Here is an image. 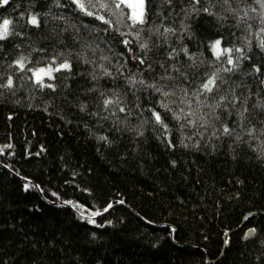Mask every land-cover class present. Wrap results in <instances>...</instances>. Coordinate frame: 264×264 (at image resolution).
I'll return each instance as SVG.
<instances>
[{
  "label": "trees",
  "instance_id": "obj_1",
  "mask_svg": "<svg viewBox=\"0 0 264 264\" xmlns=\"http://www.w3.org/2000/svg\"><path fill=\"white\" fill-rule=\"evenodd\" d=\"M103 2L93 16L72 0L0 7L13 21L0 41V264H264V6L148 0V22L130 27L129 7ZM217 39L233 49L219 59ZM64 61L52 87L29 71Z\"/></svg>",
  "mask_w": 264,
  "mask_h": 264
},
{
  "label": "snow or ice",
  "instance_id": "obj_2",
  "mask_svg": "<svg viewBox=\"0 0 264 264\" xmlns=\"http://www.w3.org/2000/svg\"><path fill=\"white\" fill-rule=\"evenodd\" d=\"M10 2V0H0V7L8 5ZM72 2L74 4L77 5V7L84 12L86 15L88 16H93L94 13L92 11L89 10L90 7H96L97 4L99 5V7L101 8H105L107 9L109 7L108 3L103 2V0H96V2L94 3L93 0H72ZM112 4H114L116 9H120L121 8V4H126L127 7L132 9V14L130 17H128V19L131 20V25L130 27H135L136 25H145L148 20H147V8H146V4L148 2V0H111ZM167 2L169 4H171L172 0H167ZM201 0H194L193 3V11L194 12H198L201 11V9L195 8V5L200 4ZM231 0H223L224 4H230ZM258 2L261 3L262 6H264V0H258ZM187 13V10H184ZM202 11L208 13L209 15H213L212 12L209 11L208 8H203ZM98 19L104 20L103 17H97ZM105 23H108V21H104ZM13 21L10 19H3L2 22H0V41L6 40L8 39L12 34H13V30H12V25ZM28 23L31 24L32 26L35 27H40V20H39V14H32L30 15V18L28 20ZM163 25H161L162 27ZM145 29L141 28L140 31L143 32ZM148 32L152 33L153 30L151 27H149L147 29ZM169 32H174V29L172 28H165L164 29V33H161V35L169 33ZM155 33H159V27H157L155 29ZM153 33V34H155ZM137 35L139 36V32L137 33ZM148 39H151V36L148 37ZM125 43H128L127 41H125ZM142 48L147 49L148 48V43L145 42L141 45ZM213 51L217 57V59L220 58L221 55L225 54V53H231L233 51V49L230 48H225V49H221V41L220 40H216L215 43L213 44ZM261 47L264 48V43L261 44ZM183 51H185V53H187V49H183ZM236 51H242L241 49H236ZM62 55V53H61ZM25 57H21L19 60H17L15 63L16 65L23 70L25 68ZM53 63H55V61H53ZM141 63H143V61H141ZM228 64L232 65L233 67L231 68H225L223 69L225 72H232L235 70L236 67H238V65L236 64V62L231 58V56H229L228 58ZM61 70H71V64L68 61H64L63 63H61L58 67L53 68L52 65H49L47 68H39L35 71H33L32 69H29V71H33V76L35 77V81L38 84H41V86L44 87H52V85L48 84H44V78L47 77L48 79H52L54 78L52 73L54 71H61ZM256 71H259V68L256 69ZM170 79V77H168ZM162 79H164V77H162ZM221 79L220 76L218 75V72H215L212 74V76H210L201 86L200 89L197 92H193L192 96H195L197 99L198 103H202V104H206V100L205 101H200L199 97L201 95H203L204 93H212L214 90L218 91V86H217V80ZM131 83H135V81H131ZM140 83H143V81H140ZM13 81L11 79L8 80L7 83V87H12ZM150 87H153L156 89V91L161 92L162 95H164L165 97L169 96V95H175V93H170V92H166L163 90V88L157 87L156 85H149ZM188 93L185 90V97H187ZM224 100V97L220 98V101L222 102ZM236 101H239V97H235ZM117 101H113V100H105V106L116 103ZM184 101L181 100V103H183ZM209 108H212L213 105L208 104L207 105ZM258 107L264 109V103H260L257 105ZM165 108H167V105H164ZM189 107H191L190 103H189ZM215 107H220V102H218ZM170 110V109H169ZM120 111H124L123 108L120 109ZM248 111L247 106H246V101L244 102V106L242 108V110L239 112V117L241 120V126H243V120L246 119L245 117V113ZM154 118L156 123L160 124L162 127H164L165 129L167 128V125L164 124V119L161 116V114L159 112H153ZM187 116H191L193 115L192 112H188L186 114ZM179 119V116L177 117ZM190 123H195V121H190ZM207 122L205 121V124ZM204 126V125H202ZM235 129L233 128H229L227 126V124H225L222 128V133L224 135H228L231 136L233 135ZM255 128H250L247 130V135L249 136H253L255 133ZM213 135H215V133H213ZM261 135H264V130H261ZM242 136H240L239 134L235 135V139L236 141H240L242 140ZM187 146V145H185ZM264 146V145H262ZM27 188V185H26ZM111 207V206H109ZM107 210V209H105ZM99 213H95L94 215H98ZM252 232H254V230H250V232L248 233V235H250Z\"/></svg>",
  "mask_w": 264,
  "mask_h": 264
},
{
  "label": "rangeland",
  "instance_id": "obj_3",
  "mask_svg": "<svg viewBox=\"0 0 264 264\" xmlns=\"http://www.w3.org/2000/svg\"><path fill=\"white\" fill-rule=\"evenodd\" d=\"M126 5V4H125ZM130 9V16H131V14H132V9L131 8H129ZM218 40V39H217ZM216 41V40H215ZM215 41L213 42V43H215ZM212 49H213V47H212ZM221 49H223L222 48V46H221ZM39 68H47V66L46 67H39ZM39 68H36L35 70H37V69H39ZM35 70H33V71H35ZM33 74V73H32ZM34 77V76H33ZM35 78V77H34Z\"/></svg>",
  "mask_w": 264,
  "mask_h": 264
},
{
  "label": "water",
  "instance_id": "obj_4",
  "mask_svg": "<svg viewBox=\"0 0 264 264\" xmlns=\"http://www.w3.org/2000/svg\"><path fill=\"white\" fill-rule=\"evenodd\" d=\"M250 230H252V229L247 230V235H248V233L250 232ZM252 233H253V232H252ZM252 233H251L250 235H252ZM227 234H228V232L224 235V239H225V237L227 236ZM224 245H225V243H224Z\"/></svg>",
  "mask_w": 264,
  "mask_h": 264
}]
</instances>
